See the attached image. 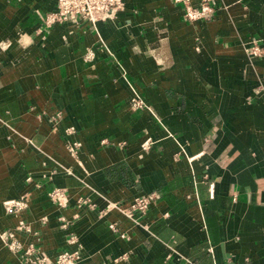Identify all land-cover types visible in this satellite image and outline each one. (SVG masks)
<instances>
[{
	"label": "crops",
	"instance_id": "1",
	"mask_svg": "<svg viewBox=\"0 0 264 264\" xmlns=\"http://www.w3.org/2000/svg\"><path fill=\"white\" fill-rule=\"evenodd\" d=\"M56 2L0 0V264H23L1 239L20 220L25 246L76 264H264V53L247 55L264 0H213L208 21L123 0L112 20L48 29ZM151 192L136 224L112 207Z\"/></svg>",
	"mask_w": 264,
	"mask_h": 264
},
{
	"label": "built area",
	"instance_id": "2",
	"mask_svg": "<svg viewBox=\"0 0 264 264\" xmlns=\"http://www.w3.org/2000/svg\"><path fill=\"white\" fill-rule=\"evenodd\" d=\"M175 1L183 3L185 16L189 19L205 18L214 13L213 0H201L198 7H194L189 0ZM123 7V0H57L55 9L46 15L44 23L48 29L56 23L71 22L78 24L82 20L95 25L98 21L114 19ZM247 52L249 55L262 56L264 49L257 41H253L251 47H248ZM92 57V52H88L86 58L92 59ZM130 103L134 109L145 107L144 101L137 96L131 97ZM73 131L74 128L69 127L65 130V134L69 135ZM150 142V138L147 137L140 145L141 150H147L151 144ZM79 146V142L67 140V148L71 154H75ZM49 198L59 206L64 207L67 205L65 193L60 189H54L49 193ZM155 198V193L151 192L135 197L127 208H120L116 203L112 207L119 209L128 219L136 224L138 216L148 210L149 205ZM4 207L7 212H20L27 207V201L24 197L7 200L4 202ZM109 228L116 231L115 224H109ZM29 230V226L23 220H20L13 230L4 232L1 235L4 245L9 250L19 253L23 264H76L79 261L78 251H62L56 257L51 258L46 253L37 250L33 245L25 246L17 238L16 232H28ZM120 236L124 237L125 234L122 233ZM73 240L72 238L71 241Z\"/></svg>",
	"mask_w": 264,
	"mask_h": 264
},
{
	"label": "rangeland",
	"instance_id": "3",
	"mask_svg": "<svg viewBox=\"0 0 264 264\" xmlns=\"http://www.w3.org/2000/svg\"><path fill=\"white\" fill-rule=\"evenodd\" d=\"M189 2H190V0H189ZM182 3V2H181ZM191 3V2H190ZM183 4V3H182ZM199 5H194V7H198ZM213 10H215L214 9V7H213ZM183 13H184V17L188 20V21H197V20H205V21H208V20H210L211 18H212V15L214 14H211V15H209V16H207V17H205V18H200V19H189L188 17H186L185 16V11H183ZM118 14V13H117ZM254 41H257V40H254ZM252 42L253 41H251L248 45H247V49H248V47H251V45H252ZM258 42V41H257ZM259 43V42H258ZM260 44V43H259ZM263 47V46H262ZM263 49H264V47H263ZM247 53V52H246ZM247 55L249 56V57H252V58H258V57H260V56H254V55H249V53H247ZM150 138V137H149ZM150 143L152 144L153 143V140L150 138ZM151 144H150V146H151ZM150 146H149V148H150ZM148 148V149H149ZM143 151H146V150H143ZM54 190V189H53ZM53 190H51L49 193H51ZM61 191H63L64 192V190H62V189H60ZM49 195V194H48ZM65 195H66V193H65ZM79 200V202H82L83 201V198L82 199H78ZM128 207V206H127ZM127 207H124V208H127ZM69 252V251H68ZM16 253V255H18L19 256V253L18 252H15Z\"/></svg>",
	"mask_w": 264,
	"mask_h": 264
}]
</instances>
